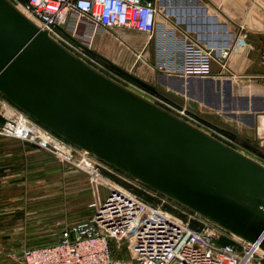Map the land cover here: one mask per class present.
Wrapping results in <instances>:
<instances>
[{
  "label": "water",
  "instance_id": "95a60500",
  "mask_svg": "<svg viewBox=\"0 0 264 264\" xmlns=\"http://www.w3.org/2000/svg\"><path fill=\"white\" fill-rule=\"evenodd\" d=\"M0 93L57 136L264 251V165L92 69L8 0H0Z\"/></svg>",
  "mask_w": 264,
  "mask_h": 264
},
{
  "label": "built area",
  "instance_id": "2783aa9c",
  "mask_svg": "<svg viewBox=\"0 0 264 264\" xmlns=\"http://www.w3.org/2000/svg\"><path fill=\"white\" fill-rule=\"evenodd\" d=\"M16 2L29 20L66 50L69 45L60 30L70 13L107 32L128 29L149 38L158 13L154 2L145 0ZM227 55L228 51H224L222 59ZM213 58L212 49L187 43L182 75L209 76ZM221 66L223 69L225 63L221 62ZM167 105L170 114L190 124L186 119L191 116L185 108L174 107L170 102ZM0 120L1 135L37 145L63 163L90 174L107 190L106 198L89 221L63 229L53 244L22 250L17 264H264V251L258 243L232 235L150 188L160 203H149L105 178L104 171L116 174V169L40 125L1 93ZM168 202L179 205L186 218L165 211L163 205ZM118 251L126 253L125 262L114 260Z\"/></svg>",
  "mask_w": 264,
  "mask_h": 264
},
{
  "label": "crops",
  "instance_id": "0c3cea01",
  "mask_svg": "<svg viewBox=\"0 0 264 264\" xmlns=\"http://www.w3.org/2000/svg\"><path fill=\"white\" fill-rule=\"evenodd\" d=\"M152 2L158 13L150 38L128 29L110 33L75 13L60 31L114 64L128 55L135 74L156 88L160 108H185L192 126L264 165V0ZM190 42L213 50L209 76L182 75Z\"/></svg>",
  "mask_w": 264,
  "mask_h": 264
},
{
  "label": "rangeland",
  "instance_id": "374dc122",
  "mask_svg": "<svg viewBox=\"0 0 264 264\" xmlns=\"http://www.w3.org/2000/svg\"><path fill=\"white\" fill-rule=\"evenodd\" d=\"M8 1L23 12L16 0ZM62 37L75 57L158 106V98L151 92L88 53L80 42L64 34ZM127 56L125 64L115 65L137 76L138 69L127 64L131 61ZM110 59L114 62V58ZM21 142L0 134V264H17L21 250L55 243L63 229L89 221L107 196L104 186L90 174L63 163L51 153L22 148ZM115 172L104 171L103 175L149 203H160L149 187L117 169ZM174 204L168 202L163 209L186 218V212ZM114 260L125 262L126 253L115 252Z\"/></svg>",
  "mask_w": 264,
  "mask_h": 264
}]
</instances>
